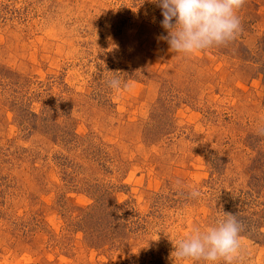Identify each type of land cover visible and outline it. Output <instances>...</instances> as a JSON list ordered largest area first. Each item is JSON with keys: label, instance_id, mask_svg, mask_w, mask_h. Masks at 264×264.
Here are the masks:
<instances>
[{"label": "rangeland", "instance_id": "rangeland-1", "mask_svg": "<svg viewBox=\"0 0 264 264\" xmlns=\"http://www.w3.org/2000/svg\"><path fill=\"white\" fill-rule=\"evenodd\" d=\"M238 16L186 56L151 0H0V264H208L173 243L224 213L264 264V0Z\"/></svg>", "mask_w": 264, "mask_h": 264}, {"label": "clouds", "instance_id": "clouds-1", "mask_svg": "<svg viewBox=\"0 0 264 264\" xmlns=\"http://www.w3.org/2000/svg\"><path fill=\"white\" fill-rule=\"evenodd\" d=\"M161 10V26L167 35L159 39L167 41L170 51L194 56L196 53L226 45L241 33L239 10L246 0H151ZM110 72V71H109ZM113 73V72H112ZM109 87L122 86L120 76L108 81ZM264 136V126L257 131ZM189 195L199 197L201 192L193 188ZM241 226L235 215L224 213L215 226L201 231L196 227L185 238L173 243L172 257L178 261H205L208 264H235L241 259Z\"/></svg>", "mask_w": 264, "mask_h": 264}]
</instances>
